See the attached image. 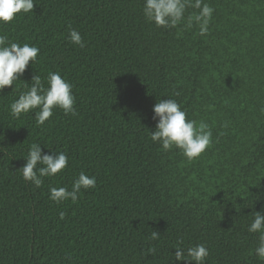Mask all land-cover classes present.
<instances>
[{"label": "trees", "instance_id": "16d2710c", "mask_svg": "<svg viewBox=\"0 0 264 264\" xmlns=\"http://www.w3.org/2000/svg\"><path fill=\"white\" fill-rule=\"evenodd\" d=\"M204 2L215 9L204 36L197 25L146 21L144 0H36L0 23L10 41L40 49L0 92V264H172L181 240L206 244V264H264L247 230L264 212V0ZM69 26L84 48L67 38ZM49 72L73 85L77 115L56 108L43 125L38 109L13 117L25 83L38 74L47 87ZM161 99L209 124L213 142L199 158L151 140ZM32 143L68 156L40 188L19 169ZM81 171L95 189L75 203L49 199Z\"/></svg>", "mask_w": 264, "mask_h": 264}, {"label": "clouds", "instance_id": "9594fccd", "mask_svg": "<svg viewBox=\"0 0 264 264\" xmlns=\"http://www.w3.org/2000/svg\"><path fill=\"white\" fill-rule=\"evenodd\" d=\"M36 0H0V23L12 22L17 14L32 12ZM199 10L195 14L185 13L187 9ZM215 9L204 0H144L142 12L146 21L154 23L157 27L176 28L183 24L186 28L194 25L199 27V35L204 36L209 31ZM71 43L84 48L86 41L80 33L69 26L67 37ZM40 49L35 45L24 43L23 45L12 42L6 34H0V92L6 86H12L16 81L22 80L29 62L37 61ZM46 84L40 75L32 76L31 83H25L26 91L20 93L10 105V113L15 118L27 114L31 110L35 112L36 123L43 125L53 116V110L60 108L65 115H77L73 85L63 78L59 72H49ZM30 85V86H29ZM179 95V92L174 93ZM264 112V107L261 108ZM186 111L180 103L174 99H161L153 106V119L156 120L155 130L151 132V140L158 143L164 151L173 148L179 149L186 159L191 162L201 156L213 142L212 130L208 123L201 120L186 119ZM224 127H227L225 123ZM26 163L19 168L22 177L35 187L40 188L44 177H52L62 172L68 165V156L65 152L45 153L41 144L32 143L28 149ZM96 177L89 176L81 171L72 185L71 190L67 187H50L49 199L57 204L71 199L77 202L81 190L95 189ZM60 219H64L65 212L59 213ZM251 233L258 234V244L254 254L258 259L264 260V212L255 211L254 219L247 229ZM160 233L153 231L152 240H158ZM181 240L174 248L175 261H185L186 264L194 261L195 264H206L209 249L204 243L193 246L181 247ZM150 253L155 249L150 248Z\"/></svg>", "mask_w": 264, "mask_h": 264}]
</instances>
